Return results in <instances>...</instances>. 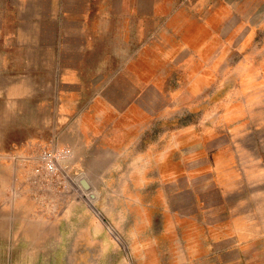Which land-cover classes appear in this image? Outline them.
Returning a JSON list of instances; mask_svg holds the SVG:
<instances>
[{
  "label": "rangeland",
  "instance_id": "rangeland-1",
  "mask_svg": "<svg viewBox=\"0 0 264 264\" xmlns=\"http://www.w3.org/2000/svg\"><path fill=\"white\" fill-rule=\"evenodd\" d=\"M24 10L21 0H0V264H218L173 257L181 243L160 239L164 214L175 208L165 195L175 192L169 183L175 173L187 193L177 212L186 214L188 173H244L252 158L251 141L250 156L244 145L238 154L246 139H238L234 108L251 105L244 89L252 86L238 63L245 54L255 58L256 49L238 50V43L264 2L161 0L148 16L134 12L116 32L93 35L111 49L88 54L80 83L59 80L57 67L27 48L60 35L30 34L33 19ZM256 37L263 40L264 30ZM83 114L99 135L83 152L106 141L114 151L102 180L147 173V186L134 179L133 201L119 182L115 201L104 186L100 194V167L91 161L84 162L86 173L77 171V161L61 173L60 142L77 153L62 128ZM48 154L57 157V173H28L43 168ZM55 181L52 192L45 184ZM143 206L150 214L145 231Z\"/></svg>",
  "mask_w": 264,
  "mask_h": 264
},
{
  "label": "crops",
  "instance_id": "crops-1",
  "mask_svg": "<svg viewBox=\"0 0 264 264\" xmlns=\"http://www.w3.org/2000/svg\"><path fill=\"white\" fill-rule=\"evenodd\" d=\"M21 1L24 3L25 17L33 19L29 20L30 34L60 35L59 41L41 43L33 41L28 43L27 48L33 51V54L34 51L37 52L36 57L38 56L40 60H47V64L51 63L50 65L57 67L54 75L59 76V80L61 77L62 79L67 77L66 79L69 78L70 81L80 83L84 74L81 67L85 65L88 54L96 49H111V44L106 45L99 40H93V35L95 37L116 32L117 22L123 20L125 23L134 12L139 13L142 18L144 15L148 16L150 5L156 7L161 0ZM258 18H263V21H256ZM254 19L253 30L245 32V38L243 40L239 38L238 43V50L246 49L247 46L249 48L251 45L256 49L255 58L251 59L245 54L238 63L241 69L244 68L248 86H252L251 89H244L245 95L251 99L249 100L251 105L234 108L237 111L238 139L244 136L247 140L243 144L240 139L242 144L238 143V154L241 145H244L245 155L250 156L246 142L251 141L254 147L253 156L246 159L249 162L244 166V173H221L220 176H215V173H188L185 185L189 190L191 211L180 216L177 211L180 210L178 206L181 204H176L177 201L181 203V198H186L187 193L184 195L180 192L182 183L177 182V175L174 173L169 183L173 184L175 192L165 195L166 199L175 203L174 213L164 214L160 239L168 240L173 236L175 241L181 243L173 256L179 259H214L218 264H264V39L256 37L264 30V12H254ZM242 43L244 47L241 46ZM41 51L46 55L45 60ZM84 118L83 114L77 119V123L67 124L62 128L63 137L73 136L77 153L72 155L71 149L60 142L58 147L69 150L68 154L58 156L61 173H64L63 170L68 171L70 162L73 161H77L79 173H86L84 162L91 161L100 167L96 171L99 173L100 194L104 186L109 189L110 199L115 201L118 192L113 185L119 182L124 184L126 189L128 187L131 189L130 192L125 191L129 194L125 197L133 201L134 179L139 178L141 186H147L149 184L147 173H120L117 176L120 181L102 180L107 177L104 174L109 173L110 164L114 162V151L107 147L106 141L97 144L98 148L94 150L83 152L98 132L93 123H84ZM235 128L233 126L234 130ZM239 161L242 162L240 158ZM40 165L43 168L38 170L37 167L28 173H45L47 176L48 173H57L56 169H44L45 163ZM56 182L45 185L55 192V186L58 184ZM176 183L179 185H175ZM61 192H64L63 189ZM211 196L217 201L209 202ZM143 200L144 198L142 199L144 205ZM147 210L148 208L143 206L142 231H145L146 227L149 228L150 214ZM250 243H253V250L246 249ZM188 261L183 260L185 263Z\"/></svg>",
  "mask_w": 264,
  "mask_h": 264
},
{
  "label": "built area",
  "instance_id": "built-area-1",
  "mask_svg": "<svg viewBox=\"0 0 264 264\" xmlns=\"http://www.w3.org/2000/svg\"><path fill=\"white\" fill-rule=\"evenodd\" d=\"M68 151H63L62 154H67ZM57 159V157H55L54 155L48 154V160L45 162V168L47 170H53L55 168V160Z\"/></svg>",
  "mask_w": 264,
  "mask_h": 264
}]
</instances>
